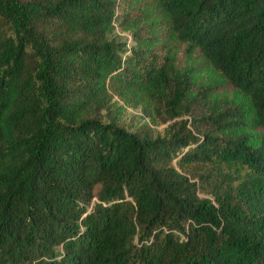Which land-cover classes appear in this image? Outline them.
Returning <instances> with one entry per match:
<instances>
[{"label": "trees", "instance_id": "16d2710c", "mask_svg": "<svg viewBox=\"0 0 264 264\" xmlns=\"http://www.w3.org/2000/svg\"><path fill=\"white\" fill-rule=\"evenodd\" d=\"M137 1L0 0V264H264V0L117 11ZM117 23L149 33L128 49ZM182 44L237 98L158 136L108 117L114 97L190 114ZM199 162L229 182L215 202L185 173Z\"/></svg>", "mask_w": 264, "mask_h": 264}, {"label": "rangeland", "instance_id": "374dc122", "mask_svg": "<svg viewBox=\"0 0 264 264\" xmlns=\"http://www.w3.org/2000/svg\"><path fill=\"white\" fill-rule=\"evenodd\" d=\"M149 4L150 2L138 0L137 2H131L130 6H128V12L130 14L124 12L125 9H123V6L118 7L117 11L124 17L128 15L136 16L139 15L141 7H146ZM147 33H149V30L148 27H146V24L139 25L135 29H124L123 25L117 23L111 37L117 42H121L122 44L125 43L126 48L131 49L135 44L136 37H143ZM181 47L182 50L179 55V67L187 66V68L181 70L179 73L181 77H179L191 80V83L197 82L198 85L202 84V86H195L196 92L199 95V100L191 106L190 114H185L179 118L163 123L144 107L130 106L118 97H114L112 101H116L121 107L120 109L115 110L112 108L108 117L114 118L115 116L121 126L132 132H139L142 128L146 129L144 124L147 123L149 125L150 134L158 136L163 134L164 130L175 122L190 118L192 119L195 116L205 115L206 110H209L212 107V105L207 104L208 101L205 100V95L212 94L225 100L237 98L239 93L227 85L209 84L211 79L218 80V78H220V80H222V78L211 69L209 63H207L199 53H195L191 59H188L184 52L186 45L182 44ZM204 88L208 89L207 94L202 90ZM218 103L220 104V102ZM185 173L192 181L197 183L201 197L209 198L214 202L216 201L217 196L230 190L229 182L224 176V172L213 165L200 162L193 163L185 168Z\"/></svg>", "mask_w": 264, "mask_h": 264}]
</instances>
